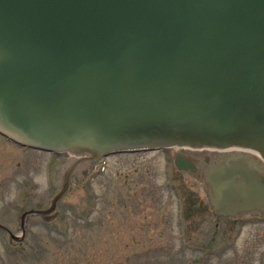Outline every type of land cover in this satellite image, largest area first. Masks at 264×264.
<instances>
[{"label": "water", "instance_id": "water-1", "mask_svg": "<svg viewBox=\"0 0 264 264\" xmlns=\"http://www.w3.org/2000/svg\"><path fill=\"white\" fill-rule=\"evenodd\" d=\"M0 136L68 155L14 243L85 165L171 148L216 220L264 218V0H0Z\"/></svg>", "mask_w": 264, "mask_h": 264}, {"label": "rangeland", "instance_id": "rangeland-1", "mask_svg": "<svg viewBox=\"0 0 264 264\" xmlns=\"http://www.w3.org/2000/svg\"><path fill=\"white\" fill-rule=\"evenodd\" d=\"M177 151L85 165L56 219L29 217L20 243L0 228V264H264V218L216 220L198 177L174 166ZM60 156L0 136V224L14 235L16 213L44 209L56 191Z\"/></svg>", "mask_w": 264, "mask_h": 264}, {"label": "bare ground", "instance_id": "bare-ground-1", "mask_svg": "<svg viewBox=\"0 0 264 264\" xmlns=\"http://www.w3.org/2000/svg\"><path fill=\"white\" fill-rule=\"evenodd\" d=\"M184 151L189 152V149L184 148ZM194 153H195V152H194ZM199 153L210 154V153H216V152H213V151H211V150H198V152H196L195 154H199Z\"/></svg>", "mask_w": 264, "mask_h": 264}, {"label": "flooded vegetation", "instance_id": "flooded-vegetation-1", "mask_svg": "<svg viewBox=\"0 0 264 264\" xmlns=\"http://www.w3.org/2000/svg\"><path fill=\"white\" fill-rule=\"evenodd\" d=\"M4 138V137H3ZM8 141V140H7ZM199 154H203V153H199ZM78 175V172H77V174L75 175V176H77ZM74 176H72V178H73ZM72 178H71V180H72Z\"/></svg>", "mask_w": 264, "mask_h": 264}]
</instances>
